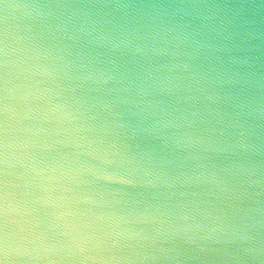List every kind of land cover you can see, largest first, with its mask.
Wrapping results in <instances>:
<instances>
[{"label":"clouds","instance_id":"1","mask_svg":"<svg viewBox=\"0 0 264 264\" xmlns=\"http://www.w3.org/2000/svg\"><path fill=\"white\" fill-rule=\"evenodd\" d=\"M0 264H264V0H0Z\"/></svg>","mask_w":264,"mask_h":264}]
</instances>
